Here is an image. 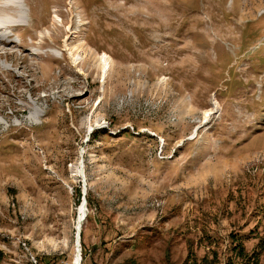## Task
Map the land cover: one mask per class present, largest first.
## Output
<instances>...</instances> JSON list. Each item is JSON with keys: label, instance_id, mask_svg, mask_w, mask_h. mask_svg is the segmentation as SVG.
I'll return each mask as SVG.
<instances>
[{"label": "rangeland", "instance_id": "rangeland-1", "mask_svg": "<svg viewBox=\"0 0 264 264\" xmlns=\"http://www.w3.org/2000/svg\"><path fill=\"white\" fill-rule=\"evenodd\" d=\"M0 28V264L73 254L84 198L88 264H264V0H0Z\"/></svg>", "mask_w": 264, "mask_h": 264}, {"label": "built area", "instance_id": "built-area-1", "mask_svg": "<svg viewBox=\"0 0 264 264\" xmlns=\"http://www.w3.org/2000/svg\"><path fill=\"white\" fill-rule=\"evenodd\" d=\"M28 238L18 239L13 242L19 249V252L8 249L11 264H88V258L91 256L84 252L80 244L75 245L74 253L54 255L43 251L36 252Z\"/></svg>", "mask_w": 264, "mask_h": 264}, {"label": "bare ground", "instance_id": "bare-ground-1", "mask_svg": "<svg viewBox=\"0 0 264 264\" xmlns=\"http://www.w3.org/2000/svg\"><path fill=\"white\" fill-rule=\"evenodd\" d=\"M10 4V6L11 5H13V3H7V5H9ZM14 6V5H13ZM16 6H19V2L17 1L16 2ZM4 7H1V9H3ZM12 9V8H11ZM2 28H0V30H1ZM107 55L105 54L104 56H102V57H100L99 58V63H100V66L102 67V69H103V75H105L106 74V70H107V68H110V65H111V63H110V61H109V59L106 57ZM36 116H37V113H36ZM82 175H83V171H82ZM82 177V176H81ZM86 217H87V210H86V208H85V206H82L81 208H80V210H79V222H78V224H77V228L78 229H80V232H79V234H76V244H80V241H81V236H80V234H81V227H82V225H83V223H84V221L86 220Z\"/></svg>", "mask_w": 264, "mask_h": 264}, {"label": "trees", "instance_id": "trees-1", "mask_svg": "<svg viewBox=\"0 0 264 264\" xmlns=\"http://www.w3.org/2000/svg\"><path fill=\"white\" fill-rule=\"evenodd\" d=\"M238 248H239V247H238ZM235 249H237V248H235ZM239 249H240V253H241V255H243V254H244V249H243V248H239ZM256 254H258V253H256ZM251 258H252V256H251ZM192 264H218V259H217L216 256H214V257L212 258V260L209 259V258H204L200 263H198V262H193ZM228 264H232V263L229 262Z\"/></svg>", "mask_w": 264, "mask_h": 264}, {"label": "water", "instance_id": "water-1", "mask_svg": "<svg viewBox=\"0 0 264 264\" xmlns=\"http://www.w3.org/2000/svg\"><path fill=\"white\" fill-rule=\"evenodd\" d=\"M82 178H83V183H84V196L86 195V192H87V188H86V179H85V175H84V170H83V175H82ZM82 206H85V208H86V210H87V201H86V199L84 198V200H83V203H82Z\"/></svg>", "mask_w": 264, "mask_h": 264}]
</instances>
